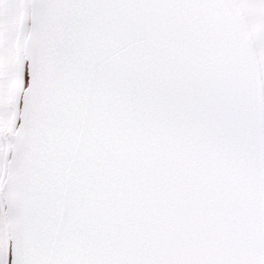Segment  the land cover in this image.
I'll return each mask as SVG.
<instances>
[{
  "label": "snow or ice",
  "instance_id": "obj_1",
  "mask_svg": "<svg viewBox=\"0 0 264 264\" xmlns=\"http://www.w3.org/2000/svg\"><path fill=\"white\" fill-rule=\"evenodd\" d=\"M0 264H264V0H0Z\"/></svg>",
  "mask_w": 264,
  "mask_h": 264
}]
</instances>
